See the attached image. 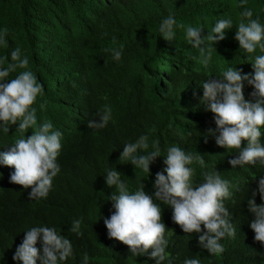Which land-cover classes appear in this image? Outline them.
Wrapping results in <instances>:
<instances>
[{
	"label": "trees",
	"instance_id": "16d2710c",
	"mask_svg": "<svg viewBox=\"0 0 264 264\" xmlns=\"http://www.w3.org/2000/svg\"><path fill=\"white\" fill-rule=\"evenodd\" d=\"M246 6L264 23V0H248ZM240 11L239 0H0V28L10 31L0 56L21 49L29 60L28 68L43 85V95L34 105L38 121L51 120L63 133L57 158L61 170L47 198L30 200V188L10 182L14 169L0 165V264H19L12 256L23 232L41 224L55 226L71 240L74 257L65 264H80L84 253L90 264H155L147 254L133 257L127 245L108 237L103 218L114 211L107 199L115 189L105 185L103 176L106 169L115 168L129 188L135 189L142 179L150 194L155 174L165 167L163 155L173 143L197 151L209 167L215 165L236 185L232 199L225 201L236 234L221 240L224 252L219 255L202 249L199 234L184 233L171 220V208L161 205L162 221L170 229L165 236L173 264L193 256L201 264H264V246L253 239L249 227L253 217L247 209V199L264 175V167L229 165L236 153L206 136L215 124L213 113L201 103L205 79L228 67L250 73V57L261 54L259 49L253 54L238 49L234 31ZM169 13L175 15L177 25L185 26L176 28L171 42L158 33L162 18ZM225 17L233 19L234 27L213 45L216 51L205 67L198 50L185 40L186 26L202 24L206 35L217 19ZM121 44L123 55L116 62L104 50ZM243 91L249 99L251 86ZM106 105L112 112L108 125L88 128L87 121ZM15 127L8 134L0 132V151H7L20 137ZM140 135L160 142L162 156L150 164L149 175L119 160L123 144ZM192 166L196 181H202L199 164ZM255 203H261L259 193ZM74 219L81 220L80 235L69 231Z\"/></svg>",
	"mask_w": 264,
	"mask_h": 264
},
{
	"label": "clouds",
	"instance_id": "9594fccd",
	"mask_svg": "<svg viewBox=\"0 0 264 264\" xmlns=\"http://www.w3.org/2000/svg\"><path fill=\"white\" fill-rule=\"evenodd\" d=\"M247 4L248 0H239L242 11L235 24L234 39L244 53L253 54L259 49L261 54L250 57L252 71L243 73L239 68L228 67L220 75L210 76L201 83V103L213 113L215 124L206 136H212L215 144L227 152L236 153L228 160L233 168L264 167V23L259 16L254 18ZM177 27L185 26L177 25L175 15L169 13L159 24V37L173 41ZM233 27L234 21L230 17L217 19L206 35L202 34L205 29L202 24L188 25L185 40L198 50L201 64L207 67L215 50L213 45L224 40L226 31ZM9 35L7 27L0 28V48L7 47ZM112 43L116 45L115 37H112ZM123 48L121 44L104 51L120 62ZM28 64V58L22 56L19 47L7 56H0V132L8 134L9 128L15 125V131L20 133L7 151H0V165L12 167L10 182L23 189L30 188L28 198L39 201L47 198L53 179L61 170L57 158L62 149L63 133L51 120L38 121L34 105L37 97L43 95V85ZM12 73L16 75L12 76ZM246 85L252 88L249 99L243 91ZM39 107L43 109L44 104ZM111 119V108L106 105L95 118L87 121V127L104 128ZM28 130L31 135L26 137ZM159 156H162L159 140L149 141L147 135H140L135 141L123 144L119 160L149 175L150 164ZM163 157L165 167L155 174L150 194L145 192L142 179L132 189L115 168L105 170V185L115 189L107 199L114 211L103 218L108 237L127 245L133 257L147 254L155 264H173L167 250L169 240L165 236L166 230L170 229L162 221L161 205H164L171 208V220L184 233L199 234L198 244L209 255L222 254L221 240L236 234V227L231 222L232 213L225 205L226 200L232 199L236 185L224 178L215 165L209 167L197 151H187L173 143ZM194 163L202 170L200 182L195 179ZM257 193L260 204L255 203ZM247 209L253 217L249 223L254 232L253 239L264 246V175L259 176L256 188L247 199ZM69 231L80 235L81 220L74 219ZM23 233L22 242L12 256L19 264H65L74 257L71 240L55 226L41 224ZM80 264H90L87 253L82 255ZM182 264H201V260L193 256L185 258Z\"/></svg>",
	"mask_w": 264,
	"mask_h": 264
}]
</instances>
